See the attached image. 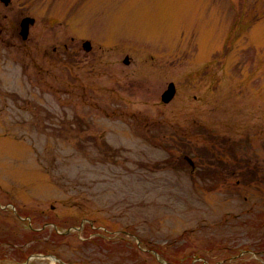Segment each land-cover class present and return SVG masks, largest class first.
Masks as SVG:
<instances>
[{"label": "rangeland", "instance_id": "374dc122", "mask_svg": "<svg viewBox=\"0 0 264 264\" xmlns=\"http://www.w3.org/2000/svg\"><path fill=\"white\" fill-rule=\"evenodd\" d=\"M158 260L264 264V0L0 1V264Z\"/></svg>", "mask_w": 264, "mask_h": 264}, {"label": "water", "instance_id": "95a60500", "mask_svg": "<svg viewBox=\"0 0 264 264\" xmlns=\"http://www.w3.org/2000/svg\"><path fill=\"white\" fill-rule=\"evenodd\" d=\"M4 4L8 5L11 0H1ZM35 23V19L31 18V17H25L22 21H21V36L23 39H27L28 35H29V31H30V26L33 25ZM83 48L86 51H90L92 48V45L89 41H86L83 43ZM124 62L126 64L129 63V58L127 57ZM176 94V87L174 83H170L168 86V89L163 93L161 100L164 103H169L175 96ZM188 162L191 164V166L194 167V162L190 159L187 158ZM54 260H57L55 257H53ZM28 264V263H27Z\"/></svg>", "mask_w": 264, "mask_h": 264}, {"label": "flooded vegetation", "instance_id": "af4514ba", "mask_svg": "<svg viewBox=\"0 0 264 264\" xmlns=\"http://www.w3.org/2000/svg\"><path fill=\"white\" fill-rule=\"evenodd\" d=\"M5 6H8V5H5Z\"/></svg>", "mask_w": 264, "mask_h": 264}, {"label": "trees", "instance_id": "16d2710c", "mask_svg": "<svg viewBox=\"0 0 264 264\" xmlns=\"http://www.w3.org/2000/svg\"><path fill=\"white\" fill-rule=\"evenodd\" d=\"M219 184V183H218Z\"/></svg>", "mask_w": 264, "mask_h": 264}]
</instances>
